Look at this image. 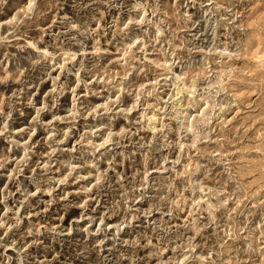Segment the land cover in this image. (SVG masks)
Here are the masks:
<instances>
[{
	"label": "rangeland",
	"instance_id": "374dc122",
	"mask_svg": "<svg viewBox=\"0 0 264 264\" xmlns=\"http://www.w3.org/2000/svg\"><path fill=\"white\" fill-rule=\"evenodd\" d=\"M0 264H264V0H0Z\"/></svg>",
	"mask_w": 264,
	"mask_h": 264
},
{
	"label": "bare ground",
	"instance_id": "6f19581e",
	"mask_svg": "<svg viewBox=\"0 0 264 264\" xmlns=\"http://www.w3.org/2000/svg\"><path fill=\"white\" fill-rule=\"evenodd\" d=\"M205 84V83H204ZM208 84V83H207ZM207 86V85H206ZM192 89V88H191ZM196 89V88H195ZM194 93V92H192ZM155 118L152 117H148L145 121V126L150 130V131H155Z\"/></svg>",
	"mask_w": 264,
	"mask_h": 264
},
{
	"label": "clouds",
	"instance_id": "9594fccd",
	"mask_svg": "<svg viewBox=\"0 0 264 264\" xmlns=\"http://www.w3.org/2000/svg\"><path fill=\"white\" fill-rule=\"evenodd\" d=\"M100 182H101V180L100 179H97L96 183L99 184Z\"/></svg>",
	"mask_w": 264,
	"mask_h": 264
}]
</instances>
